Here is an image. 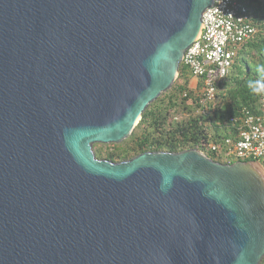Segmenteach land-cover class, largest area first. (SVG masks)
<instances>
[{
    "label": "water",
    "instance_id": "obj_1",
    "mask_svg": "<svg viewBox=\"0 0 264 264\" xmlns=\"http://www.w3.org/2000/svg\"><path fill=\"white\" fill-rule=\"evenodd\" d=\"M215 0H0V264H261L264 167L123 162Z\"/></svg>",
    "mask_w": 264,
    "mask_h": 264
},
{
    "label": "trees",
    "instance_id": "obj_2",
    "mask_svg": "<svg viewBox=\"0 0 264 264\" xmlns=\"http://www.w3.org/2000/svg\"><path fill=\"white\" fill-rule=\"evenodd\" d=\"M244 1L258 33L238 50L225 81L219 86L217 99L204 104V81L200 80L198 87L193 88L191 70L181 65L172 88L147 108L128 139L120 144L94 145L97 158L123 162L146 152L180 153L196 149L220 163L256 161L226 159L211 149L213 143L222 149L226 139H236L242 120L247 114H259L264 97V90H254L257 82L264 83V0Z\"/></svg>",
    "mask_w": 264,
    "mask_h": 264
},
{
    "label": "built area",
    "instance_id": "obj_3",
    "mask_svg": "<svg viewBox=\"0 0 264 264\" xmlns=\"http://www.w3.org/2000/svg\"><path fill=\"white\" fill-rule=\"evenodd\" d=\"M258 30L244 0H215L203 15L202 30L197 40L186 50L182 65L187 66L193 80L204 81L203 103L217 99L219 86L225 81L238 50L252 40ZM258 115L247 114L238 136L225 140L222 149L215 143L212 151L239 160L264 158V97Z\"/></svg>",
    "mask_w": 264,
    "mask_h": 264
},
{
    "label": "clouds",
    "instance_id": "obj_4",
    "mask_svg": "<svg viewBox=\"0 0 264 264\" xmlns=\"http://www.w3.org/2000/svg\"><path fill=\"white\" fill-rule=\"evenodd\" d=\"M255 91H261L264 90V83L257 82V84L254 86Z\"/></svg>",
    "mask_w": 264,
    "mask_h": 264
},
{
    "label": "rangeland",
    "instance_id": "obj_5",
    "mask_svg": "<svg viewBox=\"0 0 264 264\" xmlns=\"http://www.w3.org/2000/svg\"><path fill=\"white\" fill-rule=\"evenodd\" d=\"M246 61L253 66L251 59L248 56H246ZM259 163L264 167V158H262Z\"/></svg>",
    "mask_w": 264,
    "mask_h": 264
},
{
    "label": "crops",
    "instance_id": "obj_6",
    "mask_svg": "<svg viewBox=\"0 0 264 264\" xmlns=\"http://www.w3.org/2000/svg\"><path fill=\"white\" fill-rule=\"evenodd\" d=\"M191 84H192L193 87H195L196 84H197V81L196 80H192V83Z\"/></svg>",
    "mask_w": 264,
    "mask_h": 264
}]
</instances>
